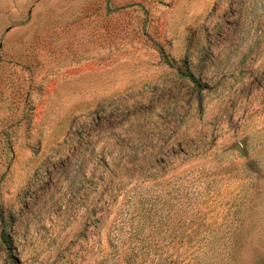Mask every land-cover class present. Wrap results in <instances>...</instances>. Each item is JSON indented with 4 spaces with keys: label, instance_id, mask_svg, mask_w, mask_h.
I'll return each mask as SVG.
<instances>
[{
    "label": "rangeland",
    "instance_id": "1",
    "mask_svg": "<svg viewBox=\"0 0 264 264\" xmlns=\"http://www.w3.org/2000/svg\"><path fill=\"white\" fill-rule=\"evenodd\" d=\"M0 207V264H264V0H0Z\"/></svg>",
    "mask_w": 264,
    "mask_h": 264
},
{
    "label": "trees",
    "instance_id": "2",
    "mask_svg": "<svg viewBox=\"0 0 264 264\" xmlns=\"http://www.w3.org/2000/svg\"><path fill=\"white\" fill-rule=\"evenodd\" d=\"M165 63L168 64V65H171V64H170V61H169L168 59L165 60ZM183 77H184L185 79H187L188 81H190V82H194V77H193V75H192L191 73H189V72H184V73H183ZM0 221L3 222V214H2L1 207H0ZM2 235H4V234H2ZM1 239H2L3 243H5L6 245H8L7 240H6L5 237L2 236ZM7 247H9V246H7Z\"/></svg>",
    "mask_w": 264,
    "mask_h": 264
}]
</instances>
